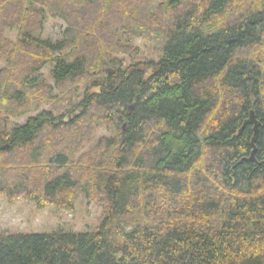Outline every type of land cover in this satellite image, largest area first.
<instances>
[{"label":"trees","instance_id":"16d2710c","mask_svg":"<svg viewBox=\"0 0 264 264\" xmlns=\"http://www.w3.org/2000/svg\"><path fill=\"white\" fill-rule=\"evenodd\" d=\"M49 16L66 24L55 41ZM123 33L158 60H136ZM12 55L0 195L70 208L82 193L103 216L91 231H0V264H264V0H0V62ZM47 63L53 85L37 77ZM31 102L49 109L8 128Z\"/></svg>","mask_w":264,"mask_h":264},{"label":"rangeland","instance_id":"374dc122","mask_svg":"<svg viewBox=\"0 0 264 264\" xmlns=\"http://www.w3.org/2000/svg\"><path fill=\"white\" fill-rule=\"evenodd\" d=\"M161 0H151L152 5H157ZM65 22L60 18L47 17L44 22L42 36L53 41L62 38V33L65 28ZM5 35L16 43L18 40L19 30L17 27L8 28L4 31ZM123 41L131 44V47L137 48L136 60L139 61H157L159 58L158 51L154 49L152 42L145 40L140 36H132L122 34ZM135 52V51H133ZM129 54V53H128ZM129 61L128 55H122ZM18 58V61L11 59ZM28 60V59H27ZM24 63L21 59L12 55L8 61H1L0 66L10 65V68L15 71L20 69ZM51 63H47L37 74L43 83L53 85V80L50 77ZM19 69V70H20ZM73 85V84H72ZM84 82L77 83V87L70 88L67 91L69 98L75 96V101L80 99L84 91ZM95 88L91 89L92 91ZM1 92V88H0ZM56 91H53L55 94ZM49 109L46 104H36L31 102V109L25 113L15 116H10L8 128L12 126L24 124L30 115H36L41 110ZM106 131L98 129L94 139L105 134ZM103 210L99 203L93 198L85 194H78L70 208L59 207L54 204L40 205L35 200H27L23 198H10L8 195H0V231L7 230L11 232H51L55 230L83 232L97 229L102 222Z\"/></svg>","mask_w":264,"mask_h":264},{"label":"water","instance_id":"95a60500","mask_svg":"<svg viewBox=\"0 0 264 264\" xmlns=\"http://www.w3.org/2000/svg\"><path fill=\"white\" fill-rule=\"evenodd\" d=\"M247 122L251 123L253 125V137L251 139V146H252V150L249 156L245 157V160L248 161H255V151H256V139H257V135H258V129H259V121L256 118L255 112L253 110L250 111L249 113V118L247 119Z\"/></svg>","mask_w":264,"mask_h":264}]
</instances>
